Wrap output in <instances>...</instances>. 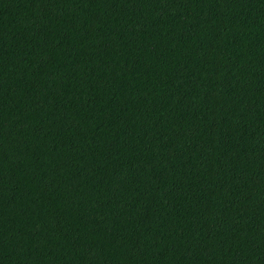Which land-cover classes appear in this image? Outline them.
Wrapping results in <instances>:
<instances>
[{
  "label": "trees",
  "instance_id": "1",
  "mask_svg": "<svg viewBox=\"0 0 264 264\" xmlns=\"http://www.w3.org/2000/svg\"><path fill=\"white\" fill-rule=\"evenodd\" d=\"M0 264H264V0H0Z\"/></svg>",
  "mask_w": 264,
  "mask_h": 264
}]
</instances>
